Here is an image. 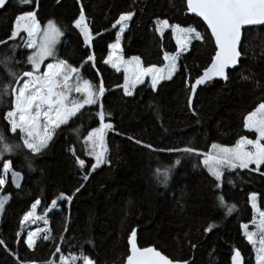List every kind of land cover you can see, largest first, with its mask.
<instances>
[{
    "label": "trees",
    "instance_id": "1",
    "mask_svg": "<svg viewBox=\"0 0 264 264\" xmlns=\"http://www.w3.org/2000/svg\"><path fill=\"white\" fill-rule=\"evenodd\" d=\"M82 4L93 34L90 48L72 27L80 8L76 0H60V3L39 0L33 10L41 26L51 19L63 30L58 56L74 66H81L84 79L94 85L102 80L105 85L103 103L105 111L112 113L110 122L113 123V130L105 135L106 162L92 171L91 164L95 160L87 154L90 150L83 138L77 139L72 131L74 125L84 134L85 130L99 126L92 118L94 106L92 111L82 110L84 116L80 120L74 119L70 125L56 130L48 148L32 158L34 171L26 167L23 153L12 156L14 168L22 171L21 189L6 185L4 192H10L11 199L0 216V239L16 256L0 246V264H18L19 261L45 264L52 258L54 243H60L62 235L65 241L61 248L65 255L78 253L82 247L96 264H123L126 237L131 228H137L138 247H155L173 260L231 264L233 249L239 250L245 260L250 259L252 251L241 225L250 224L253 216L248 203L250 193L257 194L258 207L264 210V176L248 170L225 171L222 188L217 189L213 177L198 164L201 156L154 152L128 137L151 144L153 148L190 144L202 153H209L214 143L231 147L240 135L255 138L254 133L243 128V117L254 110L264 93L259 88L254 89L251 82L243 81L241 73L247 75L246 69H251L264 77V60L261 59L264 33L253 32L247 36L249 57L243 61L244 69L238 66L229 71L227 82L211 81L197 89L194 105L198 116H193L186 106L188 89L184 80L190 75L194 82L210 63L214 44L208 40V33L203 43L193 41L190 51L178 60V71L172 80L162 81L157 92L144 83L134 89L132 96L125 97L118 87L123 84V74L104 63L109 54L108 46L115 42L117 33V27L112 25L122 13L133 11L135 15L121 35L122 56L126 59L139 56L145 68L163 67V53H174L177 46L171 29L164 31L163 38L155 32L158 19H167L170 24L181 27L193 26L201 33L206 29L198 19L186 14L185 0H82ZM28 7L22 6L19 0H10L6 9H0V40L7 38L15 16ZM21 35L26 39V34ZM5 50L0 48V52ZM21 51H24L22 43ZM86 53L94 56V62L83 63ZM185 68L189 70L187 73ZM0 132L8 135L2 119ZM9 139L14 141L16 137L9 136ZM71 147L75 148L76 156L71 154ZM77 157L85 161L83 168L75 163ZM175 158H180L181 164L172 170L164 188L156 183L153 172L158 165H167ZM86 174L87 181L83 179ZM227 179H233L234 184H228ZM81 184L84 186L75 194L71 205L58 201L61 208L49 214L52 199L61 193L72 194ZM218 195L236 205L231 215H223L224 210L218 207ZM181 196L185 202L184 212H179L175 203ZM37 199L40 204L36 213L49 215L47 229L53 240H38L35 249L29 250L26 245L17 243L16 233L22 215ZM209 223L218 227L204 234L203 228ZM189 242L197 247L190 248Z\"/></svg>",
    "mask_w": 264,
    "mask_h": 264
},
{
    "label": "snow or ice",
    "instance_id": "2",
    "mask_svg": "<svg viewBox=\"0 0 264 264\" xmlns=\"http://www.w3.org/2000/svg\"><path fill=\"white\" fill-rule=\"evenodd\" d=\"M9 2L10 0H0V9H6ZM19 3L30 7L15 16L7 38L0 40V48L6 49L0 52V107L3 108L0 111V119L5 122L8 133L5 135L4 132H0V193H3L0 194V215L5 213V205L11 199V193L4 192L6 185L21 189L22 171L14 168L12 156L23 153L26 167L29 171H34L32 158L41 155L48 148L56 130L70 125L74 119L80 120L84 116L82 110L87 108L88 111H92L94 106L92 118L98 121L99 126L85 130L86 134H84L78 125H74L72 131L77 139L82 137L84 144L90 149L87 154L95 160V163L91 164V170L95 171L106 162L105 154L108 149L105 145V135L113 130V123L110 122L112 113L105 111L103 103L106 92L103 81L100 80L94 85L81 76V66H74L66 58L58 56L56 45L64 32L51 19L46 25L41 26L36 11L33 10L38 7L39 0H19ZM56 3H60V0H56ZM76 3L80 8L72 27L79 31L84 45L90 48L93 34L86 22L85 8L82 0H76ZM185 5L187 13L199 17L203 25H206L205 32L201 33L193 26L181 27L179 24H170L167 19H158L155 32L163 38L164 30L171 29L177 45L174 53L167 51L163 53V68L155 66L145 68L141 65L139 56H133L125 61L118 54L121 48V35L135 15L133 11L122 13L112 25L113 28L119 25V31L116 33L115 42L108 46L110 52L104 63L110 64L118 72L123 65L124 81L118 87L122 88L125 97L132 96L136 86L145 83V77L150 78L151 90L157 92L158 85L162 81L172 80L173 75L178 71V60L184 53L190 51L193 41L203 43L206 34L210 33L208 40L214 43V54L211 56L209 66L202 74L197 75L194 82L190 75L184 80L188 89L186 106L193 116H198L194 105L198 86L216 79L227 82L230 77L229 69H236L238 66L244 69L243 61L249 57L247 36L253 32L264 33V0H185ZM22 33L26 34V39L21 35ZM21 43L24 51H21ZM261 59L264 60V50ZM45 61L49 62L45 64ZM89 61L94 62V56L86 53L83 63ZM92 66L94 67L95 64L93 63ZM188 71L187 68L184 69L185 73ZM246 71L247 75L242 71L241 79L251 82L254 89L259 88L264 93V77L251 69ZM196 122L199 123V119ZM242 126L246 131L254 133L255 138L240 135L231 147L214 143L211 145L213 151L209 153L199 152L190 144L183 147L153 148L151 144L143 143L139 139L133 137L128 139L154 152L182 153L187 157L202 156L203 159L199 163L213 177L215 187L220 189L225 179V171L248 170L264 176V167H262L264 166V95L254 110L248 111L243 117ZM9 136H15L16 140H10ZM69 150L73 156H76L74 147ZM75 163L81 168L85 165V161L79 157L76 158ZM180 164L181 159L175 158L167 165H158L153 172L156 183L167 188L172 170ZM88 178L87 174L83 176L85 181ZM227 183L232 185L234 180L227 179ZM83 186L81 184L72 194L61 193L57 198L52 199L49 210H59L61 205L58 201H65L71 205L75 194ZM183 201V196L175 201L179 212L185 211ZM217 201L218 207L224 210L225 217L231 215L236 208V205L228 203L223 195H218ZM248 203L253 210L251 219L253 230H249L248 224H242L241 228L256 253L255 264H264V210L257 205L256 193L248 195ZM39 204V199L32 203L33 211L24 215L20 221L21 225L32 218ZM126 215L127 212L125 217ZM45 224H48L47 220ZM215 227L218 225L209 223L203 228V233H210ZM64 231H68L67 227ZM16 237L17 243L26 245L29 250L35 249L38 238L43 241L53 240L51 231L47 228L42 237H39V230L28 232L26 239L22 238L19 232L16 233ZM137 237V228H131L126 237L127 253L123 264H192L187 259L183 261L170 259L155 247H138ZM59 239L60 243H54L52 253L56 259L47 260L45 264H96L93 258L85 254L82 247L78 253L69 252L65 255L61 248L65 237L62 235ZM0 246L10 255L16 256L2 239ZM189 246L192 249L197 247L191 242ZM18 264H35V262L19 261ZM231 264H243L239 250L233 249Z\"/></svg>",
    "mask_w": 264,
    "mask_h": 264
},
{
    "label": "rangeland",
    "instance_id": "3",
    "mask_svg": "<svg viewBox=\"0 0 264 264\" xmlns=\"http://www.w3.org/2000/svg\"><path fill=\"white\" fill-rule=\"evenodd\" d=\"M117 27V32L119 31V25H117L116 26ZM155 27H156V22H155ZM166 30V29H165ZM164 30V31H165ZM173 38H174V36H173ZM174 40H175V43H176V39L174 38ZM58 45H59V43L56 45V49H57V47H58ZM177 46V45H176ZM109 52H110V49H109ZM122 58H123V60H125V61H127V60H129V59H126V58H124L123 56H122V53H121V48H120V50H119V53H118ZM109 55V54H108ZM114 55V57H115V53L113 54ZM107 58H108V56H107ZM106 58V59H107ZM49 61H45V64L46 63H48ZM107 65V67H109L110 69H112V70H114L115 72H117V73H122L123 74V77H124V71H123V65H121V70L118 72V71H116V69L115 68H113L110 64H106ZM43 67V66H42ZM164 67V66H163ZM163 67H161V68H163ZM166 81V80H165ZM145 83H148L149 85H150V78H148V77H145ZM144 84V83H143ZM139 85H141V84H138L137 86H139ZM136 86V87H137ZM134 91V90H133ZM90 150V149H89ZM211 151H213L212 149H211ZM106 156H107V152H106V154H105V159H106ZM201 160L203 159V157L201 156V158H200ZM199 164V166H203L202 164H200V163H198ZM204 167V166H203ZM250 167H252V166H250ZM254 167V166H253ZM205 168V167H204ZM206 169V168H205ZM207 170V169H206ZM9 176H10V174H9ZM0 194H3V193H0ZM250 204V203H249ZM257 205H258V203H257ZM37 207H38V205H37ZM250 207H251V205H250ZM37 209V208H36ZM36 209H35V211H34V213H33V216H32V218H30V220L29 221H26L23 225H21L20 224V221L23 219V217H24V215L25 214H27L28 212H30V211H33V209H32V207H30L23 215H22V217H21V219H20V221H19V232H20V235L21 236H24L25 237V239L27 238V233L28 232H30V231H32V232H36V231H38L39 230V237H42L43 235H44V230L48 227V224L46 225L45 224V220H47L48 221V214L47 215H45V216H38L37 215V213H36ZM252 209V208H251ZM49 212V214L50 213H57L58 212V210H49L48 211ZM252 212H253V210H252ZM1 216V215H0ZM249 225V230H253V226H252V224L250 223V224H248ZM242 232H243V236H244V230L242 229ZM244 238H245V236H244ZM38 240H42V239H37V241ZM245 240L247 241V239L245 238ZM247 243H248V241H247ZM249 244V243H248ZM249 246H250V248H251V251H252V257L250 258V259H244L243 258V256H241L242 257V259H243V264H255V256H256V253H255V251L253 250V247H252V245H250L249 244ZM52 258H54L53 256H52ZM51 258V259H52Z\"/></svg>",
    "mask_w": 264,
    "mask_h": 264
},
{
    "label": "water",
    "instance_id": "4",
    "mask_svg": "<svg viewBox=\"0 0 264 264\" xmlns=\"http://www.w3.org/2000/svg\"><path fill=\"white\" fill-rule=\"evenodd\" d=\"M185 7H186V5H185ZM186 14L188 15V16H191V17H195L196 19H198L202 24H203V22L200 20V18L199 17H196V16H194L193 14H190V13H187L186 12ZM204 27L206 28V25H204ZM209 34V36H210V33H208ZM214 44V43H213ZM210 64V63H209ZM209 64H208V66H209ZM207 66V67H208ZM238 68V67H237ZM236 68V69H237ZM232 70H235V69H229V71H232ZM204 71V70H203ZM203 71H202V73H203ZM201 73V74H202ZM213 81H222V80H219V79H216V80H213ZM223 82V81H222ZM202 86V85H201ZM201 86H198V88L197 89H199Z\"/></svg>",
    "mask_w": 264,
    "mask_h": 264
}]
</instances>
